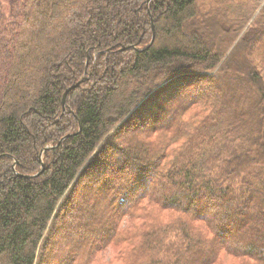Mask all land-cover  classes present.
I'll use <instances>...</instances> for the list:
<instances>
[{
  "label": "trees",
  "instance_id": "16d2710c",
  "mask_svg": "<svg viewBox=\"0 0 264 264\" xmlns=\"http://www.w3.org/2000/svg\"><path fill=\"white\" fill-rule=\"evenodd\" d=\"M147 1L0 0V264H264V5Z\"/></svg>",
  "mask_w": 264,
  "mask_h": 264
},
{
  "label": "rangeland",
  "instance_id": "374dc122",
  "mask_svg": "<svg viewBox=\"0 0 264 264\" xmlns=\"http://www.w3.org/2000/svg\"><path fill=\"white\" fill-rule=\"evenodd\" d=\"M215 0H204V9L209 10L215 9L217 10L218 6L213 5V2ZM223 8L219 7L220 9H223L225 11V15L227 17V20H236L238 21V15H245L247 12L254 11L255 14H257L262 8L264 4H260L259 6L257 5V2L255 0H220V2ZM264 3V2H263ZM171 92V91H169ZM67 110V109H66ZM198 113V109H195L192 111V114ZM200 114V113H199ZM150 117L148 116L147 119H144L146 121V124H149L151 121L149 119ZM140 119V120H139ZM139 121H143V119L139 118ZM59 250V247L57 248ZM114 255L113 251H110L108 254L107 258L109 260L95 262L94 264H107V262L114 263L117 262L115 259H111L112 256ZM217 264H237L235 262V259L230 257L227 254H224V256L221 257V260Z\"/></svg>",
  "mask_w": 264,
  "mask_h": 264
},
{
  "label": "water",
  "instance_id": "95a60500",
  "mask_svg": "<svg viewBox=\"0 0 264 264\" xmlns=\"http://www.w3.org/2000/svg\"><path fill=\"white\" fill-rule=\"evenodd\" d=\"M152 2V0H148L147 1V4H148V6H149V4ZM153 37H152V40H151V43H153L154 42V39H155V27H154V25H153ZM126 49H128V48H123L122 50H126ZM76 87V86H75ZM72 88H69L68 90H66V92L64 93V95H63V99H62V104H63V109H64V111H66V109H67V107H66V99H67V95H68V93H69V91L71 90ZM67 137H69V135L68 136H65L62 140H61V142L63 141V140H65ZM51 147H53V145H50V146H48V147H46L44 150H46V149H48V148H51Z\"/></svg>",
  "mask_w": 264,
  "mask_h": 264
}]
</instances>
